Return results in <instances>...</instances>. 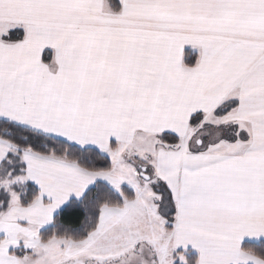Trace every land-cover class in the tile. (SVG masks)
I'll return each instance as SVG.
<instances>
[{
	"label": "snow or ice",
	"instance_id": "obj_1",
	"mask_svg": "<svg viewBox=\"0 0 264 264\" xmlns=\"http://www.w3.org/2000/svg\"><path fill=\"white\" fill-rule=\"evenodd\" d=\"M0 264H264V0H0Z\"/></svg>",
	"mask_w": 264,
	"mask_h": 264
}]
</instances>
